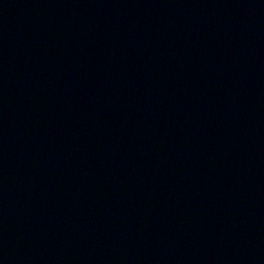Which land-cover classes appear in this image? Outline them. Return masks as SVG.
Instances as JSON below:
<instances>
[{"label": "water", "instance_id": "1", "mask_svg": "<svg viewBox=\"0 0 264 264\" xmlns=\"http://www.w3.org/2000/svg\"><path fill=\"white\" fill-rule=\"evenodd\" d=\"M0 264H264V0H0Z\"/></svg>", "mask_w": 264, "mask_h": 264}]
</instances>
